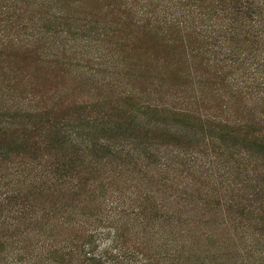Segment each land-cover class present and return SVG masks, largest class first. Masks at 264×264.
I'll return each mask as SVG.
<instances>
[{
    "label": "trees",
    "instance_id": "16d2710c",
    "mask_svg": "<svg viewBox=\"0 0 264 264\" xmlns=\"http://www.w3.org/2000/svg\"><path fill=\"white\" fill-rule=\"evenodd\" d=\"M58 1L61 0L31 2L33 10H37L39 26L20 24L16 25L14 30L12 19L19 21L18 14L24 13L26 9L23 8H26L28 4L24 0H0V22H3L1 27H4L7 33L15 32L17 40L14 39V42L18 46H25L26 48L22 47V49L26 53L35 52L39 43L53 45L61 33L60 24L67 19L63 17L65 12H59V8L56 7ZM137 1H143L144 5L140 6L142 9L140 12L135 13L136 30L150 31L147 25H142L143 28H141L136 24L139 18L145 22L146 19L143 20V17L149 14V10L142 11L150 7L153 0ZM185 1H190V7L181 4L179 0L176 2L174 9H177V16L168 12L165 14L164 10L162 11L163 15L168 16V21L164 18L166 16H161V20L159 16H151L152 21L161 24V27H157L154 31H161L163 35L172 37L167 39L170 44H181L185 40V45L192 54L191 57L194 60L198 58L197 60L205 67L214 70L212 72L208 70L209 78L204 79L202 75L199 76L198 84L204 85L208 80L209 86H213L214 89H217L219 85L216 79L221 83L229 84V71L223 73V70L227 64L230 66L237 64L241 66L245 75L242 76L240 73L238 83L232 80L233 89L238 90V93L244 89L246 92L249 91V95L253 91L261 93V90H264V63L261 64L258 57L261 56L260 53L264 47V0H209L208 2L203 0L207 2L204 6H202L204 2L200 0ZM186 7L189 8L184 10ZM53 9L54 14L51 11ZM213 9L218 10L220 16L212 14ZM54 27L57 29L55 30ZM19 35H22L21 38ZM4 39L6 41L0 46L2 49L10 50L14 47L11 40ZM65 39L63 38L62 41ZM54 48V53L57 54L58 49L55 46ZM42 51L46 53L47 50ZM60 53L63 56V52ZM223 62L225 65H221ZM220 74L222 77L219 76ZM13 87L15 85L5 86L3 89L9 91L10 88V91H13ZM125 92L124 103L131 105L130 111L132 110L131 116L136 122L137 137L140 136V132H143L159 141L169 139L173 147L177 149L176 152L166 153L163 151L168 150L158 149L157 146L160 145L141 143L135 136L124 138L125 140L122 141L126 144H121L120 148L117 146L113 150L139 165L140 174H144L143 178L147 175L153 176L160 170L161 173L158 172L156 175L158 182H167L168 189L180 187L184 191L189 189L188 187H195L194 182L197 183L199 177L204 178L207 182L213 183L215 189L230 193L228 198L222 201L230 203L232 208L237 206L241 208V201L255 197L253 195L256 192L252 190H246L244 195L239 192L249 188L246 184L250 179L243 176L249 170L252 174L256 172L258 176L260 169L261 174L264 175L263 133L248 135L245 130L250 127L233 128L231 125L219 122L220 120L203 117L196 111L188 110L167 114L171 120L166 122L160 118L166 113L165 109H158L155 104L140 98L133 92ZM1 94L0 164L17 169L22 168V170L14 171L8 168L11 174L16 172V175L13 178L15 181H9L7 184L8 188L5 189L0 203V264H192L193 254L196 256L201 253L208 258L209 253L219 252L221 248L206 249L205 245L198 246L196 243L198 241L194 243L193 249L184 250L175 239H169L166 242L163 240V235L157 234L159 237L155 240L142 233L148 226L146 212L150 209L147 203H150L152 209L170 210L167 200L160 198L161 204L157 205L151 191L146 190L141 195L140 200L144 203V206L141 205L142 211L137 214L131 212L133 216L131 221L123 220L132 207L137 211L139 197L128 192L127 197L124 195L121 197L122 190L117 185L111 186L110 181L103 177L106 170L99 166L96 158L84 163L87 162L85 160L87 157H95L94 152L98 149L109 148L110 150L113 147L108 143V139L113 138L110 137V133L120 127L108 126L107 121H104L105 124L102 127H96L101 121L95 117L87 119V123L95 126L90 130L84 129L86 124L82 125L83 120H80L79 124L69 122L56 128L59 123L61 124L60 121H70L64 118L68 112H71L73 116L77 113H90V109L93 111L97 107L95 104L83 106L81 103L70 106L69 103L64 104L65 100L60 101V99L57 103H50L51 106L48 107L51 110L60 108L61 115L59 120L54 118L56 122L52 125L53 121H49L46 117L40 118L42 115L38 113L37 107H40L43 101H37L34 94L30 93L35 100V105L31 107L34 110L29 112L20 109L17 105H4L3 102L1 103ZM118 98L123 99L120 96ZM262 102L264 105V101ZM11 107L19 109L12 110L13 113L10 116L2 114ZM115 112L117 116V111ZM2 115L6 120L1 119ZM102 118L104 119V115ZM52 129L61 134V141L52 138ZM95 132H99L104 138L98 140L97 137L101 136H96ZM83 137H86L88 142L83 141ZM51 143L53 146L50 145ZM36 144L38 146H35ZM49 148L55 150V154L60 152V156L55 158L56 155L49 154L46 151ZM227 156L229 159H226ZM38 160L43 161L40 163ZM94 160L95 162L91 163ZM34 161L38 163L35 166H29V163ZM27 166H29L28 169ZM3 170L7 172L6 167ZM19 171L21 172L18 175ZM10 173L7 172L5 175L9 177ZM91 173L93 176L89 180L86 177ZM234 175H240V178ZM102 177L104 183L95 180ZM46 182L51 183L49 185L68 187L73 193L75 192L73 196L84 195V199L86 198L90 203L93 202V205L97 207L94 209L96 213L78 212L77 214L72 210L58 217L54 216L50 208L52 204L46 207L44 205L46 200L41 201L47 191L44 187ZM208 193H216V191L213 189ZM203 200L202 204L209 199ZM253 203L254 206H248L252 209L244 207V211L241 208L237 214L228 209L227 214L230 216L225 218L227 225L226 222H222L228 230V232L224 230L227 236L225 244L230 245L227 250L228 258H243L237 253L238 244L241 246L239 253L242 251L244 256H249L245 259L247 262L240 260L239 264L249 262L264 264V248L257 247L258 243L264 246V240L256 230L250 228L253 225L264 228V200H254ZM162 204L164 205L161 206ZM79 210L83 211L84 208ZM173 214L176 212L174 211ZM163 215L167 219L173 218L171 214ZM250 229L251 232H249ZM171 241L176 244H171ZM205 241L211 246L214 238L209 235ZM253 245L260 249L257 251L256 260L252 259V254L255 253L254 250L251 251ZM221 256L226 257V253ZM220 264L225 263L223 261ZM228 264H230L229 259Z\"/></svg>",
    "mask_w": 264,
    "mask_h": 264
},
{
    "label": "rangeland",
    "instance_id": "374dc122",
    "mask_svg": "<svg viewBox=\"0 0 264 264\" xmlns=\"http://www.w3.org/2000/svg\"><path fill=\"white\" fill-rule=\"evenodd\" d=\"M24 1L28 4L26 8H23L26 9L25 12L18 14L19 21L12 19L14 30L15 26L20 24L39 26L40 20L37 10H33L31 5V2L35 0ZM200 1L204 2L202 4L204 6L209 0L207 2ZM58 2L56 7L59 8V12H65L63 17L67 18L60 24L59 30L61 33L53 45L46 43H41L40 45L39 43L35 52L26 53L22 49L25 46H18L14 42V39L17 40L14 35L15 32L9 31L7 33V30L1 27L3 22H0V46L6 41L4 38L11 40L14 44V47L10 49L12 51L4 50L0 47L1 103L3 102L6 106L17 105L20 109L28 110L29 112L34 110L31 109L35 105V100L31 95L34 94L37 101H43L40 103L42 105L37 107L38 113L42 115L40 118L46 117L49 121H53L52 125L56 122L54 118L59 120L61 115L59 112L60 108L57 107V109L51 110L48 107L51 106L50 103H57L60 99V101L65 100L64 104L69 103L70 106L72 104L77 106L81 103L83 106L95 104L97 107L93 111L90 109V113H77L73 116L71 112H68L64 118L70 121H60L61 124L59 123L56 128H60L61 125L69 122L79 124L80 120H83L81 121L82 125L86 124L84 129L90 130L95 126L87 123V119L95 117L101 121L98 122L99 126L97 125L96 127H102L105 124L104 121L109 123L108 126L120 127V129H115L116 131L110 133V137L113 138H107L109 140L108 143L113 147L110 150L109 148L98 149L94 152L95 157H87L85 159L87 162L84 163L96 158L95 160H98L99 166L106 170L103 177L110 181L111 186L117 185L122 190L121 197L123 195L127 197V192L139 197V204L138 202L136 203L139 205L137 211L132 207L127 212L128 216L124 217L123 220L131 221L133 219L131 212L137 214L142 211L141 205L144 206V203L140 200L141 195L146 190L151 191L157 205L158 203L161 204L160 198L167 200L171 211L162 210L161 208L152 209L150 208V203L146 204L150 209L147 212L145 211L146 218H148L146 221L148 226L143 229L142 233H145L148 238L156 240L159 237L157 234H160L164 236L163 240L166 242L169 239H175L179 245L183 246L184 250L187 248L193 249L196 241H198L196 242L198 246L201 245L202 247L205 245L206 249L208 247L212 249L221 248L219 252L209 253L207 255L209 259L201 253L196 256L193 254L192 264H220L223 261L228 264V259L230 264H239L240 260L247 262L245 259L249 256H244L242 251L239 253L241 250L239 244L237 245V247L239 246L237 253L239 256H243L244 259L228 258L227 250L230 245L225 244L227 238L224 234V230L227 229V219L225 218L230 216L227 214L228 209L237 214L241 208L242 210L244 207L252 209L248 206H254V200H264V175L261 174L260 169L258 170V176H256V172L252 174L250 170L243 175L245 178L248 177L250 179L246 184L249 188L239 192L244 195L246 190H252L256 192L253 195L255 197L247 199V201H241V208L238 206L232 208L229 205L230 203L222 201L227 199L230 193L215 189V186L210 181L207 182L206 179L199 177L197 183L194 182L196 184L195 187H188L189 189L186 191L180 187L168 189L167 182H158L159 180L156 178L158 172L161 173L160 170L156 171L153 176L147 175L146 178H143L144 174H140L139 165H136L129 158L122 157L113 148L117 146L120 148L121 144L125 145L126 142L122 141L124 138L135 136L141 143L160 145L157 146L158 149L168 150L163 152L170 153V151L176 152L177 150L169 139L159 141L143 132H140V136L137 137L138 132L135 131L136 122L131 116L132 110L130 111L131 105L124 103V90H126L125 93L133 92L140 98L147 99L155 104L158 109H165L166 115L164 114V116L160 117L164 121L171 120L170 117H167V114L181 110L196 111L202 114L203 117H212L215 120H220L219 122L221 123L233 126V128L250 127L245 130L248 135L264 134V105L262 102L264 101V90H261V93L253 91L249 95V91L246 92L241 89V93H238V90L233 89L232 80L234 82L236 80L238 83L240 73L244 76L245 72H242L241 66L237 64L230 66L228 64L225 65L224 62L221 65L226 67L223 73L229 71V84L221 83L216 79L219 85H217V89H214L213 86H209L208 80H206L204 85L197 83L198 77L201 75L204 79L210 77L208 75L210 68L200 63L197 60L198 58H196V61L191 57L192 54L189 52L188 46L185 45V40L181 44H170L167 39L172 37L163 35L161 31H154L157 27H161V24L152 21L153 17L151 16H159V20L162 19L161 16H166L164 17L166 21H168V16L165 15L167 12L177 16V9L175 10L174 6H176L178 0H153L150 7L148 6L142 11L146 12L149 10V14L143 17V20L146 19L145 22L139 18V22L136 25L141 28H143L142 25H147V29L150 31L146 29L136 30L134 24L135 13L142 10L140 6L144 5L143 1L61 0ZM179 2L186 6L190 5V1L179 0ZM189 7L184 8V10ZM163 10L165 12L164 15L162 14ZM213 10L211 11L212 14L220 16L218 10ZM51 11L53 14L55 13L54 9ZM21 36L19 35L20 38ZM63 38H66L65 41H62ZM54 46L58 49L57 54L54 53ZM70 47L75 50L74 53L73 49H67ZM42 50H47V54L42 53L44 52ZM261 51L263 53H260L261 56L258 59L263 64L264 47ZM60 52H63V56ZM46 56H49V58H45ZM210 71L214 70L210 69ZM214 74L217 75V73ZM219 76L222 77L221 74ZM12 85H15L13 91H10V88L9 91L3 89L5 86L11 87ZM117 95L123 97V99L118 98ZM15 109L19 108L11 107L6 110L7 112L3 111L2 114L10 116L13 113L12 110ZM115 110L117 111V116ZM103 115L104 119L102 118ZM1 119L6 120L3 115ZM52 134V138L56 141H61V134L56 130L52 129ZM95 135L101 136L97 137L98 140L104 138L99 132H95ZM83 141L88 142V139L83 137ZM50 145L53 146V143ZM35 146L38 145L36 144ZM46 151L49 154L56 155L55 158L60 156V152L58 153L59 155L55 154L56 151L52 148ZM169 155H166V157H170ZM226 159H229V156ZM95 160L91 161V163L95 162ZM38 161L41 163L43 160ZM38 161L29 163V166H35ZM29 166H27V169ZM5 167L9 173L11 170H8V168L14 171L22 170V168L17 169L10 165L0 164V203L5 189L8 188L7 184L9 181H15L13 178L16 175V172L10 173L9 177L5 175L7 173L3 170ZM91 176H93L92 173L86 178L90 180ZM234 176L238 179L240 178V175ZM103 177L95 180L104 183ZM234 182L236 181L234 180ZM45 184L47 186L45 185L44 187L47 191L41 201L46 200L44 204L46 207L52 204L50 208H52L54 216L58 217L64 212L72 210L77 214H79L78 212L96 213L94 209L97 207L93 205V202L90 203L86 198L84 199V195L73 196L75 192L73 193L66 186L49 185L51 184L49 182ZM131 186H137V188ZM257 188H259V192H257ZM213 189L216 193H208L209 190ZM183 192L185 193L184 195ZM205 192L206 195H204ZM183 198L185 200H182ZM203 199L209 200L202 204L204 202ZM41 201L40 203H42ZM125 202L128 203L129 201L125 200ZM82 207L84 210L80 211L79 209ZM174 211L177 215L173 214ZM163 214H171L174 219H167ZM152 215L154 216L152 217ZM222 222H226V225L223 226ZM242 222L244 223L243 220ZM163 224H165L164 227H162ZM250 228L256 230L262 236L261 239L264 240V228L262 229V227L257 225L250 226ZM138 229L140 230V227ZM251 229L249 232H251ZM226 231L228 232V230ZM209 235L214 238L211 246L205 243V239ZM171 244L176 243L171 241ZM257 247L264 248L261 243H258ZM257 247L253 245L251 248V251L253 252L254 250L255 252L252 254V259L254 260H256L257 251L260 250ZM224 253H226V257L222 258L221 255ZM195 257L196 260H194ZM258 264L263 263L259 262Z\"/></svg>",
    "mask_w": 264,
    "mask_h": 264
}]
</instances>
